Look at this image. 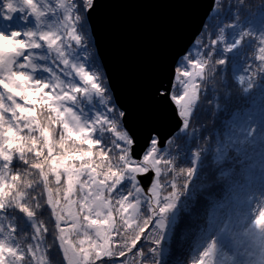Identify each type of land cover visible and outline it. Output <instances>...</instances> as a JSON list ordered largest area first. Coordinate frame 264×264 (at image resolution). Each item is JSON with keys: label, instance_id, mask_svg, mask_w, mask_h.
<instances>
[{"label": "snow or ice", "instance_id": "6c2138e0", "mask_svg": "<svg viewBox=\"0 0 264 264\" xmlns=\"http://www.w3.org/2000/svg\"><path fill=\"white\" fill-rule=\"evenodd\" d=\"M99 5L0 0V264H264V0H210L142 138Z\"/></svg>", "mask_w": 264, "mask_h": 264}, {"label": "water", "instance_id": "95a60500", "mask_svg": "<svg viewBox=\"0 0 264 264\" xmlns=\"http://www.w3.org/2000/svg\"><path fill=\"white\" fill-rule=\"evenodd\" d=\"M98 47L115 91L139 137L150 127L167 135L171 112L153 100L178 52L193 43L207 21L210 0H99Z\"/></svg>", "mask_w": 264, "mask_h": 264}, {"label": "trees", "instance_id": "16d2710c", "mask_svg": "<svg viewBox=\"0 0 264 264\" xmlns=\"http://www.w3.org/2000/svg\"><path fill=\"white\" fill-rule=\"evenodd\" d=\"M255 2L258 3L259 0H255ZM200 125H206L207 130L211 131L214 128L219 127L220 120L219 118L213 120L212 118L208 117L206 113H201L197 127H199ZM184 248V242L180 241L179 238H177L173 244L172 254L169 257L170 261L175 262L177 260L183 261L187 259L186 255L184 254Z\"/></svg>", "mask_w": 264, "mask_h": 264}]
</instances>
